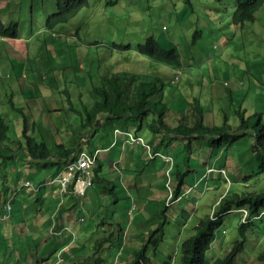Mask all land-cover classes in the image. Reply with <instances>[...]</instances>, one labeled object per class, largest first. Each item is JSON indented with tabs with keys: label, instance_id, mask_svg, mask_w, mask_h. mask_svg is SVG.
Listing matches in <instances>:
<instances>
[{
	"label": "rangeland",
	"instance_id": "374dc122",
	"mask_svg": "<svg viewBox=\"0 0 264 264\" xmlns=\"http://www.w3.org/2000/svg\"><path fill=\"white\" fill-rule=\"evenodd\" d=\"M190 2L191 5L186 4L185 0H89V5L66 23L50 29L46 26V19L56 11L57 0H0V42L21 40L24 44L28 43L30 50L24 51L22 66L28 67L30 77L32 74L39 75L34 78L24 76L31 85H40V90H32L31 101L22 102L23 112L19 115L24 127L30 125V135L45 141L49 147L55 143L50 140L51 136H56V141L61 139L65 148L77 147L78 143L87 151L96 146L102 149L109 146L101 152L100 157L105 163L104 169L109 173L107 177L115 181L114 193L109 190L107 194L103 193L100 189L103 184L96 182L95 186H87V196L82 197L77 214L82 217L76 223L82 222L85 217V222L77 226L84 225L91 231L93 229L92 234L89 230L80 236L75 225L68 222L59 225L61 211H57L49 231H54L57 236H67L70 241L62 240L54 252L38 261V248L41 245L28 242L31 232L25 240L21 235L23 226H26L25 230H32L33 227L18 218L17 232L6 233L4 241H0V264H16L13 261L17 260L27 264H35V261L38 264H63L65 259L66 264H84L85 259L86 264H134L135 253L141 248H146V256L149 258L146 264H180L182 241L193 233L201 217L213 214L218 200L225 192L231 189L232 192L242 193L251 191L257 185L264 188V173L258 180L256 176H252L249 181L244 180L245 176L257 170V161L252 152V129L243 131L244 136L227 149L230 137L223 138L221 147L205 143L208 140L205 136L192 139L191 143L186 142L187 137L180 136L179 141L186 143H179L170 140L168 136L161 135V139L155 136L147 125L152 118V114L148 115L140 130L144 141L152 143L159 138V143L161 140L166 142L168 146H160V149L153 152H170L176 168H179L175 171L181 174L187 172L182 180V190L191 196L183 195L173 200L169 194L175 191L179 174L174 171L172 180V168L169 180L167 169L170 165L165 164L163 156L152 158L141 141H128L126 151L128 135L136 132L139 120L127 115L104 116L100 119L101 123L92 129L80 126L83 122L78 111L86 114V110L92 108L99 99L94 87L100 85L102 76L110 73H134L141 79L155 76L163 78L166 82L165 103L169 107L166 121L171 125H177L183 120L193 123L190 113L193 108L191 102L195 97L201 99L205 110L204 119L209 125H221L226 114L228 123L236 131L241 124L237 113L239 109L246 110L247 117L255 113L264 116V5L254 13L252 21H246L239 27L231 23L233 0ZM10 18L13 20L9 21ZM13 22L18 23L16 37L8 33V26ZM198 30H201L199 34ZM150 35L163 47L177 48L181 54V79L178 83L173 82L177 68L173 71L172 66L151 60L137 51L138 44ZM113 43H129L131 48L120 51L112 47ZM0 52H6L1 45ZM26 74L27 71L23 70V75ZM34 99H38L41 125H36L38 120L34 124L30 118L36 111ZM5 103H8V98L4 95L0 98V113L8 121L7 132L12 137L24 140V127L20 128L21 123L16 126V122L7 113V110L12 112V108L9 105L4 108ZM69 103H73V110ZM17 109L19 106L14 110ZM128 130L129 134L126 133ZM124 152L123 162L118 161L112 165L114 157ZM128 155L138 159L141 155V162L132 166L134 161L130 159L128 162ZM63 159L74 160L76 157L72 155ZM126 163L127 168L124 166ZM97 164L98 161L94 166ZM37 166V163L29 162L26 167L17 168L19 185L16 191L25 188L26 184L34 183L28 176L37 172ZM112 166L124 174V182L119 174V177L114 174ZM65 170L60 174L65 175ZM52 172L49 169L43 178L52 177ZM228 177L230 184L226 180ZM72 182L78 183L79 180L75 177ZM59 192L62 195L67 190L60 185ZM104 195L110 198L109 201L116 202L109 217L119 215L122 211L127 212L126 219L119 216L122 222L125 219L118 229L123 240L115 234L110 242H103L108 240L112 228L107 225L110 220L106 217L105 209L98 208V202ZM166 198V206L158 209ZM14 199L15 195H11L8 201L13 203ZM40 199L37 197L36 201ZM17 203H14V212L17 211ZM64 203L65 197H61L58 206L62 208ZM69 204L75 208L73 202ZM9 209V203L0 206V224L2 221V224L8 222L6 220L11 217L7 213ZM188 216L191 217L185 222ZM239 218L240 214L236 212L224 217V223L218 229L221 236L209 256L229 252L234 241L240 238L237 229ZM103 220L105 223L98 225ZM161 221L164 222V238L159 246H145L150 232L159 227ZM119 222L113 221V230L117 229ZM257 225L256 230H248L247 251L239 256L237 264L259 263L258 256L264 251V236L260 234L263 228L260 226L264 223L257 221ZM84 245L89 246L80 255L78 249L84 248ZM73 256L76 257L71 263L66 257ZM10 259L13 261L9 262Z\"/></svg>",
	"mask_w": 264,
	"mask_h": 264
},
{
	"label": "trees",
	"instance_id": "16d2710c",
	"mask_svg": "<svg viewBox=\"0 0 264 264\" xmlns=\"http://www.w3.org/2000/svg\"><path fill=\"white\" fill-rule=\"evenodd\" d=\"M185 2L186 4L191 5L190 0H185ZM233 2L234 12L231 21L233 25L243 24L246 21H252L254 13L264 5V0H233ZM88 5L89 0H57V9L54 13L48 15V18L46 19V26L51 29L56 25L64 24L70 18L74 17L83 7ZM17 26V22L11 23V25L8 26V33L16 37L18 29ZM1 28L2 26L0 25V29ZM200 32L201 30H198V34ZM195 35L196 37L199 36L197 34ZM112 47L123 51L130 49L131 45L129 43H113ZM137 51L151 60L172 66L174 68H179L182 65L181 54L178 49L163 47L153 35L148 36L144 42L139 43ZM165 83L166 82L160 76L141 79V77L134 73H126V75H121L120 73H110L102 76L100 85L94 87L93 89L96 92L95 95L98 96L99 99L95 101L90 110H86V114L78 111V114L81 116V122H83V128H94L95 125H99L101 123L102 120L100 119L104 116L121 117L127 115L128 117L131 116L139 120L136 132L140 133V130L144 125L143 120L147 119L148 115L152 114V118L147 125L150 131L157 137H160L159 135L162 134L164 137L168 136L170 140H175L179 143H191L192 139L197 140L205 136L208 138L205 143L220 147L223 145V138L230 137L225 149L229 148L233 142L242 138L244 136L243 131L252 129L254 131L252 152L257 161V170L254 174L245 176L244 180L249 181L252 176H256L258 180L260 175H263V114L255 113L247 117L246 110L239 109L237 113L240 117L241 124L238 126L236 131H233L231 125L228 123V117L226 114L225 120L221 125L207 124L204 119L205 110L203 103L199 97H195L191 102L193 108L190 113L193 117V123L189 124L186 120H183L177 125H171L166 121L169 107L167 103H165ZM67 97L68 100L72 102L68 95ZM69 106L70 109L73 110V103H69ZM8 125V121H5L4 116L0 113V145L10 143V147L14 139L10 137L7 132ZM23 133L26 141L24 142V145L19 143V149L26 156L32 160L41 161H46L50 156H52V150H54L53 146L49 147L48 143L45 141H39L30 136L26 129L23 130ZM180 136L187 137L188 140L186 142H180L178 139ZM55 137L56 136H51L50 138H52L55 142V148L61 149V152L64 153L63 155L66 154L65 157L72 156L76 153L78 149L77 147L65 148L61 139L56 141ZM151 144L155 149H160V146H168L166 145V142L162 140L159 143V138H156ZM6 154L9 156L8 153ZM164 154H170V152H164ZM0 155L5 156L1 152ZM101 160V158L98 159V164L93 168L92 182H99L100 184H103V191L105 193H108V190L111 193H114L113 185H115V181L107 177L109 173L104 169L105 163ZM5 163L3 161L0 162V180H6L7 182L10 176H15V172H12V169H10V163L9 165L8 163ZM173 166L172 173L174 178V171L176 169L179 170V168H176L175 163ZM116 169L117 168L112 166L114 174H117V176L119 174L121 181L124 182V174ZM54 173L55 171L52 172V175ZM175 173L179 174L177 176L178 184L174 192V198L177 199V197L183 194L182 185H184V182H182V180L187 172L181 174L180 171H175ZM56 176L57 173L53 175V177ZM78 176L79 174L76 175V178ZM56 183L58 184L57 181L53 184ZM7 187L8 186H5V191L7 190ZM187 190H190V188ZM187 193V191L184 193L185 197H189ZM7 194H0L2 205L8 201L9 196H7ZM232 212L240 214L237 227L240 238L234 241L232 248L225 255L209 256V252L215 248V242L221 236L218 229L224 223V217ZM190 217L191 216H188L185 222L190 219ZM257 221L264 223V188L257 185L251 191L247 190L242 193L232 192L231 189H229L224 193L223 197L218 200L213 214L211 215L209 213L204 217H201L194 226L193 233L182 241L180 264H237L239 256L242 255L244 251H247L246 240L248 230H256L258 228ZM158 225L159 227L150 232L145 246L152 244L153 247L156 248L159 246L162 238H164V222L161 221ZM260 227L263 228L262 233H260L261 237H263L264 225H261ZM113 237L114 236L111 234L107 237V239L112 240ZM119 239L123 240V235H120ZM108 240H104L103 242ZM146 253V248H141L137 253H135L136 258L134 259V264H146L145 262L149 259L146 256ZM139 259L141 260L139 261ZM258 260L259 263L257 264H264V251L258 256ZM166 264L170 263L166 262Z\"/></svg>",
	"mask_w": 264,
	"mask_h": 264
},
{
	"label": "crops",
	"instance_id": "0c3cea01",
	"mask_svg": "<svg viewBox=\"0 0 264 264\" xmlns=\"http://www.w3.org/2000/svg\"><path fill=\"white\" fill-rule=\"evenodd\" d=\"M8 1H10V0H8ZM11 2H12V0H11ZM10 20H13V19L10 18L9 21ZM6 42H10V41L7 40L4 42H0V45L6 50L5 54L0 52V98L2 99V96H4V95L8 98V103L4 104V108H6L7 105H9L12 108V112L7 110L8 115L10 117H12L13 121L16 122V126L20 125V123H21L20 128L21 127L23 128L24 123L21 122L22 118L19 115L23 112V110L21 109L22 107H24V106H22V102H23V100H25L26 102H29L32 100V98H31L32 90H35V89L40 90L39 83L31 85L26 80L25 77L34 78V77L39 76V75L32 74V76L30 77L28 74V67L26 65L24 67L22 66L23 53H24V51L30 50V46H29V49L27 47L28 43L24 44V42L21 40L12 41L11 43H6ZM171 69L174 71L175 68L171 67ZM23 70L27 71L26 75H23ZM170 83H171V81H170ZM9 89L11 92L10 95H9ZM16 89H17V91L15 92L14 90H16ZM35 95H36V91H34V96ZM11 97H13L15 99V101L12 100ZM2 101H1V103H2ZM37 102H38V99H34V105H35L36 111L33 113V115L30 116V118L33 120L34 124L36 123L35 120H38V123H36V125H41L42 123L40 122V119H39L40 115H39V111L37 109V104H38ZM18 106H19V109L14 110ZM80 126L82 127L81 124H80ZM24 128H27L29 130L31 128V126L27 124V125H25ZM32 128L36 129L37 127H32ZM129 131L130 130H128L126 133H128ZM161 135L162 134H160L159 136L161 137ZM50 140L52 142H54L52 140V138H50ZM122 141H123V139L121 140V144L123 145ZM130 145H132L134 147L137 146L138 148L142 147L139 144H130ZM110 146H111V144H110ZM108 147H105V149H103V150H106V148H108ZM128 147H129V144H126L125 145L126 151H127ZM19 148L20 147L17 145H11L10 147L8 144L0 145V150H1L0 152L6 156L5 157V156L0 155V162L1 161H3L4 163L6 162L5 164L8 163V165L10 163V169H12L15 172V176H13V177L10 176V178L7 180V182H6V180H3V181L0 180V187L2 188V191L0 192V194L4 195V194L8 193L7 196H9V197L11 195H15V199L13 200V210H12L11 217L8 220H6V221H8L6 224H2V222H4V221H2L0 224V241H4V236H6V233L11 234V232H17V229L19 228V226L17 224L18 218L23 219L24 221L29 222L31 224V226L33 227V229L32 230H25L26 226H23V228L21 230V235H22V237H24V240H25L28 233L31 232L28 242H33V245H37V244L41 245V247L38 248V251L40 252V259H38V261H42L44 258H46V256H49L48 254H50V252L55 251V249L58 247V245L63 242L62 240L65 239V240L70 241V238L67 236L51 235L49 232L50 224L52 223V218L50 217L51 210L53 211L52 212V215H53V213L57 207L58 200L61 198V194L59 192L60 184L58 185L56 183L53 185H43L42 187H40L36 190H33L31 188H29V190H25V188H21L20 190L16 191L15 188L19 185L17 168L18 167H26L27 163H29V162L37 163L38 166L35 168V170L37 172L32 173L28 177L32 178V180L36 183V185H38L46 179V178H43L46 171H48L49 169H52V171H55V173H59L65 168L66 162H68V160L63 159L66 156V154L63 155L64 153L61 152L62 151L61 149H56L55 143H53V148L55 151L52 150L53 151L52 156H50L46 161L32 160L28 156H26ZM79 148H80V150L84 149L82 146H80ZM96 148L99 149L100 147L96 146V147H94V149H90V151H94ZM103 150H101V152ZM136 151H138L137 148H136ZM6 153H8L9 156ZM124 154H125V152L123 153V155L115 156L114 160L112 162V165L118 161L123 162V159L125 156ZM5 158H6V160H5ZM130 159H132L134 161L132 166L135 167L138 162L139 163L141 162V155H140L139 159L136 157L132 158L131 155H128V162ZM20 165H22V166H20ZM124 166L127 168V163ZM116 170L119 171L118 168ZM116 176H117V174H116ZM93 184L95 186L96 182ZM5 186H8L6 191H5ZM183 186H182V188H183ZM71 188H72V186H71ZM100 189H102L101 191L103 193H105L103 191V187ZM112 195H114V194H112ZM85 196H87V191H86V194L82 197H85ZM115 196H117V195H115ZM190 196L191 195H189V197ZM19 197H20V199H19ZM37 197H39L41 199L39 201H36ZM82 197L75 195L72 191H69L68 193H66L65 194V203H64L63 207L59 210L61 212H60L59 218H58L59 225H61L63 223H67V222L69 224H74L75 230L80 234V236L84 232H89V230H90L84 225H82L80 227L77 226V225H80V224L85 222V217H84V220L82 222L76 223L78 218L82 217L80 215H77L78 212L80 211V210H78V208H79V204L82 200ZM109 200H110V198L106 197L104 195V197H102V199L98 202V208L105 209L106 217H108L110 220L107 224V225H110L112 227L111 230L109 231L110 235L111 234L112 235L117 234V236L120 237L121 232H118V229H120L122 227L123 223L125 222V219L127 218V212L122 211V213L119 215L114 214L113 216L109 217L110 214L112 213V209L116 206V202L109 201ZM166 200H167V198L164 199L162 204H160L158 206V209H160V207H162L163 205L166 206ZM15 202H18L17 203V209H16L18 212L17 211L14 212V209H15L14 203ZM69 202H73L75 205V208L72 207L69 204ZM1 205L2 204H1V200H0V206ZM63 211H66L67 214L63 213ZM143 211H145L144 208H143ZM119 216H121L122 218H125V219H123V222L119 219ZM113 221H120L117 225L116 230H113V228H114ZM34 222H35V227H34ZM102 223H105L104 220L100 221L98 223V225H100V224L102 225ZM93 232H94L93 229H92V231L90 230L91 234ZM91 237H92V235H91ZM50 239H52V240L48 241ZM84 246H85L84 248L81 247L80 249H78L80 255L84 254V252L87 250L89 245H84ZM75 257L76 256H73L71 258L70 257H66V258L69 262L72 263L74 261L73 259ZM11 260L12 259H10L9 262ZM99 261H97V262H99ZM13 262L16 264H27L23 260H19V261L17 260V261H13ZM35 264H38V263L35 261ZM41 264H46V262H43ZM49 264H51V263H49ZM84 264H86V259H85Z\"/></svg>",
	"mask_w": 264,
	"mask_h": 264
},
{
	"label": "built area",
	"instance_id": "2783aa9c",
	"mask_svg": "<svg viewBox=\"0 0 264 264\" xmlns=\"http://www.w3.org/2000/svg\"><path fill=\"white\" fill-rule=\"evenodd\" d=\"M181 75L180 71L176 70L175 76L173 78L174 83H178L180 81ZM127 141H141L143 145L148 148V151L150 153V156L152 158H156L158 156H163V159L166 163H169V168L167 169V175L169 177V180L171 179V169L174 167V158L171 154H161L160 152H153L152 145L145 142L143 137L138 136L134 133H130L128 135ZM95 156H90L86 152H82L80 157L77 161L70 163L66 170L65 175H60L56 178V181L60 183V185L63 186L65 190H69L70 185L72 184V180L75 179L76 175L79 174L77 177L79 182H74V188L73 191L77 194H83L85 191V187L90 184L91 180V166L94 164ZM221 173V171H220ZM168 180V181H169ZM168 183V182H167Z\"/></svg>",
	"mask_w": 264,
	"mask_h": 264
},
{
	"label": "clouds",
	"instance_id": "9594fccd",
	"mask_svg": "<svg viewBox=\"0 0 264 264\" xmlns=\"http://www.w3.org/2000/svg\"><path fill=\"white\" fill-rule=\"evenodd\" d=\"M176 70H179V68H177V69H175V73H176ZM175 76V75H174ZM181 79V78H180ZM24 129H26L27 130V132H28V134L30 135V133H29V131H28V129L27 128H24ZM23 129V130H24ZM9 133V132H8ZM57 134V133H56ZM134 134H136V135H138V136H141V137H143L140 133H136V132H134ZM9 136L10 137H12L10 134H9ZM23 136H24V140H19V137H12L13 139H14V141H13V144L12 145H17V146H19V143H21V144H25L24 142L26 141V139H25V135H24V133H23ZM31 136V135H30ZM33 137V136H32ZM35 138V137H34ZM50 138V137H49ZM36 139V138H35ZM147 143H149V142H147ZM6 144H8V145H10L9 143H6ZM126 144H129V142L127 141L126 142ZM125 144V145H126ZM149 144H151V143H149ZM152 145V144H151ZM81 146V144L80 143H78V146H77V151H76V153L75 154H73L75 157H76V159L73 161V162H75V161H77L78 160V158L80 157V155H81V153L82 152H86L87 154H89L90 156H95V161H94V163L98 160V159H100L101 157H100V153H101V150H103V149H101V148H96L94 151H87V150H85V149H81L80 150V147ZM152 148H153V150H155V148L153 147V145H152ZM102 159V158H101ZM35 161H41V160H35ZM73 162H66V165H65V168L64 169H66L67 168V166L70 164V163H73ZM93 168H94V164L91 166V171H92V173H93ZM63 169V170H64ZM62 170V171H63ZM61 171V172H62ZM61 174H60V172L59 173H57V176L56 177H48V178H46L43 182H41L40 184H38V185H36V183L34 182V183H32V184H26L24 187L25 188H31V189H33V190H36V189H38V188H40V187H42L43 185H51V184H53L55 181H56V178L58 177V176H60ZM174 178L172 177V180H173ZM27 180H30L29 178L27 179ZM226 180H228V182H229V184H230V178L228 177ZM60 183H58V185H59ZM90 184H93V182H92V174H91V180H90ZM89 185V184H88ZM87 185V186H88ZM71 186H72V188H71ZM87 186L85 187V191H84V193L83 194H77V193H75L74 191H73V188H74V182H72V184L70 185V188H69V190H68V192L69 191H73V193L75 194V195H77V196H79V197H82V196H84L85 194H86V191H87ZM68 192H66V193H68ZM66 193H64V194H62L61 195V197H65V194ZM7 203H9L10 205H11V209H9V212H8V210H7V213L8 214H12V210H13V203L12 202H9V201H7ZM61 209V207H59L58 206V204H57V207H56V209H55V211H54V213H53V215H52V210H51V213H50V217L52 218V223L51 224H53L54 223V220H55V212H57V211H59ZM50 232V234L51 235H56L55 233H54V231H49Z\"/></svg>",
	"mask_w": 264,
	"mask_h": 264
},
{
	"label": "bare ground",
	"instance_id": "6f19581e",
	"mask_svg": "<svg viewBox=\"0 0 264 264\" xmlns=\"http://www.w3.org/2000/svg\"><path fill=\"white\" fill-rule=\"evenodd\" d=\"M232 21V20H231ZM236 26H239V27H242L244 24H235ZM83 123H81V125H82ZM83 126V125H82ZM197 132V131H196ZM127 134H129V132L127 133ZM201 134V133H200ZM201 137V136H200ZM76 148V147H75ZM66 160H68L69 162H73L74 160H71V159H66ZM174 190H172L171 192H170V198H172L173 200H177V199H179L180 197H182L183 195H184V193L182 194V195H180L179 197H177V199H175V198H173L174 197ZM9 198V197H8ZM215 218V217H214ZM163 239V238H162ZM73 241H74V239H73ZM111 240H108V241H106V242H110ZM65 261H66V259L63 261V264H66L65 263ZM145 263H147V262H145Z\"/></svg>",
	"mask_w": 264,
	"mask_h": 264
}]
</instances>
